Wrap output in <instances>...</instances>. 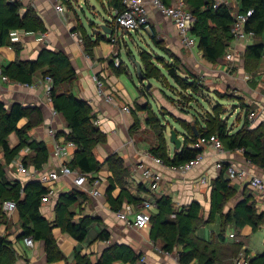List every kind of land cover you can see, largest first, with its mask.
Returning <instances> with one entry per match:
<instances>
[{
  "label": "crops",
  "instance_id": "0c3cea01",
  "mask_svg": "<svg viewBox=\"0 0 264 264\" xmlns=\"http://www.w3.org/2000/svg\"><path fill=\"white\" fill-rule=\"evenodd\" d=\"M177 1L174 0L173 4L177 3ZM237 1L238 3L240 2V0ZM20 2L23 4L22 13L28 8L33 9L41 18L47 31L44 33H28L24 30H15L20 37V42L14 43L10 41L8 45L0 48V70L3 66L14 62H36L45 50L63 52L70 59L72 66L77 72V80L71 85V90L78 99L84 100L90 105L92 114L95 117L93 121L99 122L97 126L106 135L107 140L104 143L93 146L91 149L92 155L101 163V166L98 171L88 174L90 176V183L85 189L79 190L69 179H62L55 184L56 195L53 200L49 203H42L41 211L43 216L48 221L53 222L57 217L55 209L60 196L75 190L79 195L78 202L73 207V212L76 214L75 220L78 222L84 217L100 219V221L93 223L88 228L87 239L82 243L63 233L61 229H54L58 245L65 256L64 260L48 263L46 246L42 241H35L34 246L29 247L25 239L20 238L22 235V221L18 210L7 212L3 209L2 204L0 205V211L4 217L3 224L0 227V235L5 236L13 243L12 254L15 255L14 264H77L76 252H80L83 256L90 258L92 263L95 264L101 258L110 242L119 245H129L136 252L143 253L144 261L147 264H175V260L171 258L175 253L171 255L164 253L160 248V243L155 244L150 239L151 227L143 231L129 229L119 219L118 213L127 212L131 220L134 218V213L139 210L152 214L156 213V199L163 195L172 197L175 209L177 210H182L193 202H198L202 206L200 218L203 223L197 230L196 235L201 239L207 240L202 237L200 229H204L207 224L212 222L209 221L212 188L214 181L221 173L216 168L218 161L235 165L249 173L245 181H230L231 187L235 189V196L230 198L225 204L223 214L233 212L238 202L244 197L245 192L252 197L258 213L264 212V195L255 192L249 185V180L253 175L264 178V169L249 163L245 159L243 151L225 150L223 153L216 154L211 149H208L201 166L187 175L176 173L168 167H162L153 162L152 155L149 152L152 147H149L148 141L145 140L146 136H148L146 133H150L153 129L146 124L149 111H144V109L148 103H151V100H155L158 107L163 99H159L158 102L156 97L150 95L149 92L145 96L143 88L146 86V82L139 80L137 83H131L125 78L124 75L129 74V68L127 65L124 66V62L121 59L122 52H125L127 56L134 55V51L130 48L131 46L137 48L139 55L144 52L143 50L147 47L144 43V37L148 35L150 27L134 34H123L122 41L118 44H113L109 38L113 34L110 20L112 19L113 12L117 9L112 8L110 5V15L104 16L105 19L103 18V20L99 19L101 23L98 24V27L101 30V26L106 25L112 33L103 34L101 31L93 32L89 22L86 23L87 16H84L85 18L83 16L82 18H77L67 8L65 15L58 13L51 0H20ZM159 14L156 10H153L151 13L152 24L155 25L157 32L164 30V27L161 25L164 19ZM76 16L78 15L76 14ZM73 32L78 33L79 37H74L72 35ZM99 33L104 36V39L97 41ZM44 34L45 37L43 36ZM176 35L179 36L177 32ZM80 39H87L89 42L88 46L84 42H81ZM232 43L233 41L231 45ZM260 44L264 45V34L257 35L255 40L250 42L249 45ZM246 51L247 49L243 48L241 56L236 58L233 67L225 59H220L217 62L208 61L204 57L203 51L199 49L198 43L193 50H190L188 57L185 58V61L189 62V67H187L190 70L191 68L195 70V72L191 70V73L201 79L203 77L204 85L209 86L212 91L221 89L224 86L239 90L244 105L251 106L252 113H256V116L249 120L250 124L245 127L244 119L246 114L244 105L236 109L231 117L233 121L230 120L228 122L232 133H237L243 128H246L250 133L255 132L260 127L264 129V72L261 71L264 69V64L262 63L264 55L262 59L256 60L247 56ZM116 54L119 55L122 61V69H117L112 65V58ZM140 63L144 69L142 61ZM45 70H47L46 67L36 72L33 85L31 86L14 81L7 82L0 76V101L4 102L7 108H10L15 103H19L25 108H36L41 112L43 121L29 132V142H45L49 150V159L43 168L57 170L59 169L60 161L53 157L55 146L56 143L63 144L70 141L68 139L70 129L66 118L62 114L57 117L53 116V104L48 101L44 92L45 79H43L42 73ZM95 77H101L104 80L106 91L113 93L116 98L115 104L108 103L104 96L98 94ZM209 93L213 94L214 92ZM123 106H130L131 112H124L122 110ZM164 107H166L165 104ZM170 107L173 108V106ZM33 116H36V113ZM28 122L29 119L24 118L19 122L18 127L22 128ZM201 124L204 125V121H201ZM195 128L193 125V129ZM179 129H181L180 126ZM166 138L169 151L172 153L176 149L170 144L167 136ZM9 142L11 147L18 144L19 141L15 133L9 137ZM152 143L155 144H153L154 146L158 144L157 137L153 139ZM77 152L78 147L69 150V154L64 161L68 165H71ZM113 155H117L123 159L124 168L129 172V175L124 180L125 187L134 196L143 200L140 204L124 202L119 212L113 210V206L107 197V192L111 185L110 180L113 178V170L108 160ZM34 156V151L24 149L15 161L7 166L1 155V164L5 167L7 178L11 183L19 180L26 184L30 180H33L22 175L18 170L17 164L24 162V158H27V161L30 163ZM140 163H145L152 169L162 173L164 180L158 191L153 190L144 181L141 171L137 168ZM204 177L207 178V184L202 185L200 180ZM92 180L99 181V190L102 193V197L95 198L89 193V189L93 187ZM141 184L144 185V189H140ZM120 193V185L116 184V189L113 191L112 196L117 198ZM146 202L152 204L150 210L144 209ZM215 220L219 221L223 229H225L226 225H224L225 220L223 215L218 214ZM229 223L234 224L233 222ZM241 229H243V235L246 237L257 233H254L250 226ZM262 229H264V226H261L259 230ZM105 230L111 234L110 242L99 240L100 233ZM234 239H236V236ZM216 240H219V238L210 241ZM234 243H241L240 253H246V256L250 259L264 254L263 248L250 249L244 240L239 242H218L217 246L219 250L224 253L223 259L230 257L231 248ZM116 264L125 263L117 262ZM192 264H198V262L196 261Z\"/></svg>",
  "mask_w": 264,
  "mask_h": 264
},
{
  "label": "trees",
  "instance_id": "16d2710c",
  "mask_svg": "<svg viewBox=\"0 0 264 264\" xmlns=\"http://www.w3.org/2000/svg\"><path fill=\"white\" fill-rule=\"evenodd\" d=\"M162 2L167 6L174 5V0H162ZM122 3L123 0H109V5L119 12L123 10ZM185 3L187 9L196 19L191 35L196 38L204 57L210 62L225 59L233 41L234 9L225 4L214 8L212 0H185ZM22 7L23 4L20 1L0 0V48L10 43L12 31L24 30L28 33L47 31L41 18L33 9L28 8L22 13ZM249 10H253L254 14L248 24V29L254 31L256 36L264 34V0H240L239 11L247 12ZM97 38L99 41L104 39V36L99 33ZM83 42L88 46L87 39ZM246 55L256 60L262 59L264 45H248ZM141 59L142 63H145V53L143 52ZM44 67L47 70L42 73L43 79L48 77L53 79L51 91L53 108L66 118L70 129L68 139L78 147L74 161L68 166L72 170H78L79 173L87 175L98 171L101 163L92 155L91 149L95 145L106 142L107 138L99 127L94 125L95 117L90 105L86 101L78 99L71 90V85L77 80V72L70 59L63 52L45 50L38 61L33 63L14 62L3 66L1 73L11 81L31 86L36 72ZM122 68L123 66L117 69ZM179 70V68L172 67L168 71L181 87L194 92L203 87L204 82L201 78L199 79L195 74L186 70L187 79L181 78L178 75ZM143 73L147 80L156 78L155 72L146 64ZM146 88L147 86L143 88L145 96L149 92V89ZM244 108L246 125L250 120L249 115L252 113V107L244 105ZM144 111H149L146 124L154 130V126H159L160 123L158 113L152 109L151 103L147 104ZM34 113L36 116H33ZM194 116L195 129H193V125L189 129L179 125L181 129L177 130L183 139L181 150H174L170 153L165 133L166 128L162 126L157 136L158 144L149 150L151 155L162 159L168 167L184 165L203 152V149L195 148V144L200 138L217 136L225 150L243 151L244 157L249 163L264 169L263 128L260 127L252 132L253 137H249L247 133L250 134V131L245 130L246 128L232 133L227 121H224L220 114L207 117L199 111ZM24 118H28L29 122L19 128L18 124ZM196 120H199L200 123L198 124ZM42 121L41 112L36 108H25L19 103L7 108L6 104L0 101V157L3 156L7 166L11 165L24 149L35 152L30 163L27 158H24L23 163L26 167L42 169L48 162L49 150L45 142H29V132ZM201 121H204V125L201 124ZM14 133L19 142L16 146L11 147L9 137ZM108 163L113 170V178L110 180L111 185L107 197L113 210L119 212L124 202L140 204L143 200L134 196L125 187L124 180L129 172L124 168L123 159L113 155L109 158ZM229 165L231 164L224 163L219 177L213 183L209 221L215 220L216 216L220 214L225 220L224 225L233 222L237 227L250 226L254 233L258 232L260 227L264 226V212L258 213L255 203L248 193L245 192L233 212L223 214L225 204L235 196V189L231 187L230 180L225 176ZM116 184L120 185L121 193L119 197L114 198L112 193L116 189ZM140 189H144L143 184L140 185ZM47 192V188L39 180L33 179L26 184L19 180L11 183L0 159V205L2 204L4 209L5 202L11 201L16 204L22 221L20 238H32L34 242H44L48 263H55L65 259L54 235L55 228L61 229L63 233L82 243L87 239L88 228L100 219L84 217L78 222L75 220L76 214L73 212V207L78 202L79 195L74 190L60 196L55 209L56 220L48 221L41 211L42 199ZM156 204V213H151L150 239L155 244L161 243V250L164 253L171 255L178 251L180 264H192L196 261L198 264H235L236 258L240 255L241 243H234L230 257L223 259L224 253L219 250L217 243L226 241L224 233L220 234L219 240L216 241H207L196 235L203 223L200 218L202 206L198 202H193L190 206L177 210L172 197L163 195L156 199ZM3 221L4 217L0 211V227ZM99 240L110 242L111 234L107 230L102 231ZM12 251L13 243L5 236L0 235V264L15 263V255L12 254ZM75 257L77 264H94L90 258L83 256L80 252H76ZM143 259L144 254L136 252L129 245L110 242L95 264H116L117 262L147 264ZM251 264H264V254L251 259Z\"/></svg>",
  "mask_w": 264,
  "mask_h": 264
},
{
  "label": "built area",
  "instance_id": "2783aa9c",
  "mask_svg": "<svg viewBox=\"0 0 264 264\" xmlns=\"http://www.w3.org/2000/svg\"><path fill=\"white\" fill-rule=\"evenodd\" d=\"M51 1L54 3L55 9L58 13L62 15L66 14L67 9L64 5L63 0ZM212 3L214 8L225 4L234 9V23L232 26L233 43L225 58V61L228 62V64H231V67H233L236 58L241 56L243 48L246 50L250 42L254 41L256 38V33L248 29V24L254 14V11H239V3L237 0H212ZM122 4L123 10L121 12H119L118 10L114 11L112 19L110 20V27L113 29V34L110 35L109 38L111 39V42L113 44L120 43V41H122V38L124 37L123 34H134L138 31L148 28L152 21L151 13L153 10H156L173 22L180 37L181 43L184 45L185 48L193 50L196 47L197 40L191 35V30L195 24L196 19L194 15L187 9L185 0H178L177 3L172 6H167L162 2V0H123ZM72 35L74 37H79V34L76 32H73ZM43 36L45 37V34ZM10 38L11 41L14 43L20 42V37L17 31H12ZM80 41L83 42L82 39H80ZM112 62L115 68H121L122 61L118 54L113 56ZM0 76H2V79L4 81L11 82L8 77L2 75L1 70ZM95 83L98 94L104 96L108 103L115 104L116 98L113 93H108L106 91L104 80L101 77H95ZM52 86L53 79L51 77L46 78L44 80V92L47 96L48 101L51 104L53 102L51 92ZM122 110L127 113L131 112L130 106H123ZM59 115L60 113L54 109L53 116L57 117ZM255 116L256 113L253 112L249 115V119L251 120ZM93 123L95 126L99 124L98 121H93ZM76 147L77 145L72 141H68L63 144L56 143L53 157L60 161L59 169L57 170H47L45 168H28L24 165L23 162H19L17 164L18 170L22 175L32 178L34 180H39L47 188L48 192L46 196H44L42 199L43 203H49L53 200L56 195L55 184L62 179H69L71 183L79 190L85 189V187L90 183L89 175L72 170L68 166L67 162L64 161V159L69 154V150L74 149ZM195 148L203 149V152L200 153L194 160L177 167H168L165 165L162 159L157 158L155 156H151V158L153 162L159 166L168 167L176 173L187 175L197 169L199 166H201V164L205 160V153L208 149H211L216 154L225 152L224 145L217 136L200 138L195 144ZM223 165V161H218L216 163V168L221 171L223 169ZM137 168L141 171L144 181L149 184V186L153 190L158 191L161 188V185L164 180L161 172L152 169L145 163L138 164ZM248 175L249 173L246 170L241 169L240 167H237L235 165H229L225 173V176L230 181H245L248 178ZM92 183L93 187L89 189V193L95 198L102 197V193L99 190V181L94 180L92 181ZM200 183L202 185L207 184V178H202L200 180ZM249 185L255 192L264 195V178L253 175L249 180ZM151 208V203L146 202L144 204V209L150 210ZM4 210L7 212H14L16 210V204L11 201L5 202ZM118 217L125 223L127 228L136 231H143L147 229L152 221L151 213L146 212L144 210H139L135 212L134 218L132 220L128 217L127 212L118 213ZM231 238H234V235H231ZM25 242L29 247H33L35 244L32 238H26ZM235 264H251V259L245 256L244 254L240 253L238 258H236L235 260Z\"/></svg>",
  "mask_w": 264,
  "mask_h": 264
},
{
  "label": "rangeland",
  "instance_id": "374dc122",
  "mask_svg": "<svg viewBox=\"0 0 264 264\" xmlns=\"http://www.w3.org/2000/svg\"><path fill=\"white\" fill-rule=\"evenodd\" d=\"M99 1L63 0L65 7L69 9V11L73 13L75 17H88L86 23L89 22V25L93 29L94 33L101 31L98 27V24L101 23L99 19H105L104 16H109L111 11V7L108 4L109 0ZM76 14L78 16H76ZM159 15H161L164 19L161 23V25L164 27V30L157 32L155 25H153L151 21L149 25L150 30L148 32V35L144 37V43L147 47H145V49L143 50L146 60L145 63H142L144 64V68L146 64L156 74L155 79L146 81L145 85L147 87L150 81L152 83V88L149 90V94L155 96L158 102L159 99H163L158 107L156 106L155 100H151L152 109L158 113L157 115L159 116L160 123L159 126H154L153 131H151L150 133H146L148 134V136H146L147 138L145 140L148 141L149 147H153L155 145L154 143H152V141L159 135V129L162 126L166 128L165 133L169 138L170 131L173 129L178 130V125L183 128L189 129V127H191L193 124H196L194 115L199 111L202 115H207V117L216 116L217 114L223 115L221 116V118H223V120L227 121L228 123L230 122V120L233 121L231 117L233 116L235 110L239 107H243L244 105L239 90L233 87L224 86L221 89L212 91L209 86L203 85L200 90L198 89L194 92L192 90H188L187 88L181 87L175 81V79L169 74L168 71L172 67L179 68L180 70L178 72V75L184 79H187L186 71L190 73L192 71L195 72L194 68H191L192 71L188 68L189 62L185 61V58L188 57V53H190V49L185 48L181 43L179 36L176 35L177 31L175 32L176 28L173 22L166 16L162 14ZM130 48L134 51L133 56H127L125 52H122L121 54V59L124 62V66L127 65L129 68V74L124 75V77L127 78L131 83H137L139 79L137 77V68L135 66V61L141 62L142 59L141 54L139 55L136 47L131 46ZM262 63L264 64V60L262 61ZM261 71L264 72V69H262ZM209 92L214 93L210 94ZM164 104L166 107H164ZM170 106H173V108ZM181 108H184V110H181ZM196 121L198 124L200 123L199 120ZM249 124L250 121H247L246 126H248ZM155 134H157V136ZM247 134L249 137H253L251 133ZM242 230L243 229L237 228L234 224L230 223H228L225 229H223L221 223L215 220L207 224L204 229H200V233L202 237L206 238L209 241L215 238H219V235L224 233L226 242H239L241 240H244L247 242V247H249L250 249H264V229L259 230L257 233L252 234L248 237L243 235ZM130 231L132 232V230ZM231 234H234V237L236 236V239L230 238ZM244 255L246 256V253H244ZM171 258L175 260V264H180L178 259V251H176V253Z\"/></svg>",
  "mask_w": 264,
  "mask_h": 264
},
{
  "label": "water",
  "instance_id": "95a60500",
  "mask_svg": "<svg viewBox=\"0 0 264 264\" xmlns=\"http://www.w3.org/2000/svg\"><path fill=\"white\" fill-rule=\"evenodd\" d=\"M101 33L103 32V34H111L112 32L110 31V28L107 27L106 25H102L101 26ZM135 66L137 67V77L140 81L142 82H146L148 81L146 76L143 73V68L140 62L135 61ZM152 88V83L149 82L147 89H151ZM169 142L170 144H172L174 146V148L179 151L181 150L182 146H183V140L182 138L179 136L178 131L176 129H173L170 131V137H169Z\"/></svg>",
  "mask_w": 264,
  "mask_h": 264
}]
</instances>
